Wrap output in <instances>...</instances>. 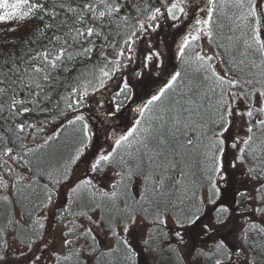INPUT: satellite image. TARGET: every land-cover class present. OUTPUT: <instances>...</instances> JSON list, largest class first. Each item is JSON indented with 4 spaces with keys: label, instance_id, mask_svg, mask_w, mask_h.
Segmentation results:
<instances>
[{
    "label": "snow or ice",
    "instance_id": "obj_1",
    "mask_svg": "<svg viewBox=\"0 0 264 264\" xmlns=\"http://www.w3.org/2000/svg\"><path fill=\"white\" fill-rule=\"evenodd\" d=\"M0 264H264V0H0Z\"/></svg>",
    "mask_w": 264,
    "mask_h": 264
},
{
    "label": "rangeland",
    "instance_id": "obj_2",
    "mask_svg": "<svg viewBox=\"0 0 264 264\" xmlns=\"http://www.w3.org/2000/svg\"><path fill=\"white\" fill-rule=\"evenodd\" d=\"M196 2H199V0H196ZM126 118H130V116H127V115L123 114V116H121L120 119L105 118L102 123L98 122L97 125H96L97 129L99 130L98 133H97V135H98L97 144H103V141H104V129L105 128H108L110 130L112 125L120 124L121 120H126ZM82 167H83V165H81V168Z\"/></svg>",
    "mask_w": 264,
    "mask_h": 264
},
{
    "label": "trees",
    "instance_id": "obj_3",
    "mask_svg": "<svg viewBox=\"0 0 264 264\" xmlns=\"http://www.w3.org/2000/svg\"><path fill=\"white\" fill-rule=\"evenodd\" d=\"M17 35H19V33H17ZM170 62L173 63V64L176 63V61H175L174 59H171ZM136 103H139V100H137ZM131 106H132V107H135V104H132ZM124 115H127V116H130V117H131V116L135 115V113H131V112L128 111L127 108H126L125 111H124Z\"/></svg>",
    "mask_w": 264,
    "mask_h": 264
}]
</instances>
